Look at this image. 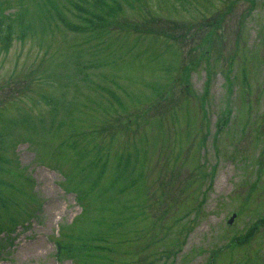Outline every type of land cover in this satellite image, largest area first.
<instances>
[{"label":"rangeland","instance_id":"374dc122","mask_svg":"<svg viewBox=\"0 0 264 264\" xmlns=\"http://www.w3.org/2000/svg\"><path fill=\"white\" fill-rule=\"evenodd\" d=\"M97 1L0 0V264H264V0Z\"/></svg>","mask_w":264,"mask_h":264},{"label":"trees","instance_id":"16d2710c","mask_svg":"<svg viewBox=\"0 0 264 264\" xmlns=\"http://www.w3.org/2000/svg\"><path fill=\"white\" fill-rule=\"evenodd\" d=\"M98 2L99 1H97V0H95V2H92V3H90V7H81L83 4L82 3H80V8L82 9V10H84V12H86L87 14H91V15H94V17H92V16H88V17H90V18H92V19H94V20H96V21H100V22H107V19H108V21H109V19L110 18H112L116 13H117V11H118V8H116V7H114V8H112V10H113V15H109V16H104L102 13H95V10H94V8L98 5ZM188 25L187 24H185V23H177V22H175V21H173L171 24H170V28H171V30L172 31H177V30H179V29H182V28H185V27H187ZM152 30H154V28H152ZM162 30V29H161ZM175 33V32H174ZM185 33V31H183V33L182 34H184ZM123 160H125V159H123ZM127 160H125V162H126ZM85 209V208H84ZM59 243V244H58ZM58 243H56V246H57V251L60 253L61 252V249L63 248V246L61 245V243H60V241L58 240ZM66 245H65V248L66 249H68V247H70V245L72 244V242H67V243H65ZM80 246H82L84 249H85V252H87V253H89V254H92V252H93V247H94V245H91V244H88V243H86V242H83V243H81V245Z\"/></svg>","mask_w":264,"mask_h":264},{"label":"water","instance_id":"95a60500","mask_svg":"<svg viewBox=\"0 0 264 264\" xmlns=\"http://www.w3.org/2000/svg\"><path fill=\"white\" fill-rule=\"evenodd\" d=\"M231 222L233 221V218H231V220H230Z\"/></svg>","mask_w":264,"mask_h":264}]
</instances>
